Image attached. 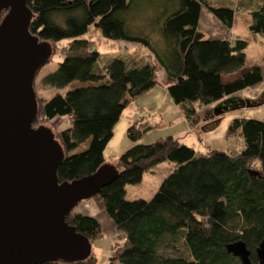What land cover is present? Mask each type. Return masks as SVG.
<instances>
[{
	"label": "trees",
	"instance_id": "trees-1",
	"mask_svg": "<svg viewBox=\"0 0 264 264\" xmlns=\"http://www.w3.org/2000/svg\"><path fill=\"white\" fill-rule=\"evenodd\" d=\"M254 2L248 30L264 37V0ZM219 3L26 1L32 13L29 32L48 42L52 55L56 43L70 40L57 69L40 79L43 87L56 92L47 99L36 96L33 124L57 117L69 121L68 128L54 134L63 153L57 172L61 182L93 174L105 164L104 150L113 128L129 102L156 85L158 68L166 76L168 96L181 106L191 127L198 121L194 105L208 106L263 83L261 68L246 64L247 40H232L229 34L221 40L203 36L195 40L203 7L231 30L232 0ZM139 4L148 5L147 11H136ZM90 27L106 39L142 48L147 55H116L101 62L93 42L81 38ZM73 84L79 86L70 88ZM141 116L126 129L131 146L114 164L115 179L90 199L114 225L115 249L107 264H241L226 251L227 245L239 241L249 252V261L257 264V250L264 242V123L234 119L228 135H238L240 149L200 153L170 135L139 143L150 130ZM165 162L173 169L150 200L125 199L127 185L141 183L147 171ZM255 162L257 170L252 168ZM66 222L90 243L101 236L94 217L73 210ZM74 264H96V259L90 254Z\"/></svg>",
	"mask_w": 264,
	"mask_h": 264
},
{
	"label": "water",
	"instance_id": "water-1",
	"mask_svg": "<svg viewBox=\"0 0 264 264\" xmlns=\"http://www.w3.org/2000/svg\"><path fill=\"white\" fill-rule=\"evenodd\" d=\"M26 1L0 0V264H74L90 256L91 243L66 217L111 184L117 171L104 164L80 179L59 180L62 149L48 128L33 126V83L52 48L29 32ZM230 108L222 103L213 114ZM226 251L241 264H252L243 242L227 245ZM257 259L264 264V242Z\"/></svg>",
	"mask_w": 264,
	"mask_h": 264
},
{
	"label": "rangeland",
	"instance_id": "rangeland-1",
	"mask_svg": "<svg viewBox=\"0 0 264 264\" xmlns=\"http://www.w3.org/2000/svg\"><path fill=\"white\" fill-rule=\"evenodd\" d=\"M228 1L229 0H211V3L214 5H220L219 2L228 3ZM246 3V1L241 2L239 0H232V5L235 10V23L233 26L234 28L230 31L203 7L200 22L197 26V33L202 35L206 40H221L227 34L226 32H229L242 40H247L251 43V46L247 51V59L251 60V58L257 56L258 60L262 62L261 50L258 46L262 43L261 45L264 47V37L260 35H252L249 32V13L255 9V5ZM239 5L242 6L240 7ZM148 7L149 6L146 4H139L136 11H147ZM206 15L210 16V19L207 18ZM81 38L93 42L95 49L100 54L101 62H106L108 59L116 55H123L124 57L130 56V54L147 55L142 48H133L131 45H127L121 41H113L104 38L99 30L94 27H90L87 33ZM69 41L70 40H61L56 43V45L53 46V55L51 56L50 61L38 71L34 87L37 97L47 99L56 92L54 89L43 87L40 84V79L53 73L57 69V65L61 62ZM157 79V85H155L154 91L152 92L154 93L153 100L150 99L149 101L154 105H157L159 111L156 110L155 113L142 111L145 118L150 117L147 122L150 126V130L139 141L141 144H149L158 138L172 135L180 136V141L183 144L200 153H206L209 150L223 152L237 151L240 149L241 145L238 135H228V127L232 120L251 119L264 123V93L262 96L256 97L255 100H249L242 97V92H237L226 97L223 101H218L208 106L201 107L194 105L197 111L198 121L193 127V130L189 131L187 125L184 124L186 123V120H184L185 114L183 113L181 106L175 105L168 96L166 90V76L161 68L157 69ZM226 79L227 78H224V81ZM76 86L79 85L73 84L70 88ZM67 90H69V88L62 89L59 92L65 93ZM247 91L252 90L250 89ZM163 97H166V100H164ZM259 100L263 103L256 106ZM228 102L231 103V108L223 114L215 117L213 112L216 107L222 103ZM248 102L250 103V107L248 106ZM35 126H44L48 128L51 133L56 134L57 132L68 128L69 121L65 118L57 117L49 122L40 120ZM127 128V109H125L122 112L119 121L113 128V136L111 140L105 147V164L114 166L119 155L129 148L128 145L131 146L130 141L126 137ZM196 136H198L199 141L196 140ZM202 140H205V142L202 143ZM201 145L202 147H200ZM252 168L257 170L258 163H253ZM172 169L173 164L171 163L165 162L159 164L154 168L153 172L151 171L144 174L141 183L127 185L125 187V199L128 201L137 199L150 200L156 192V188L154 189V187L158 186V184L160 185L162 180L168 176ZM88 201L90 200L80 202L75 207L74 211L87 216H94V218L99 221L101 226V236L92 241L91 254L96 259V264H107L110 253L115 249L114 225L112 221L100 211L96 212L95 215H92L91 210L88 209Z\"/></svg>",
	"mask_w": 264,
	"mask_h": 264
},
{
	"label": "crops",
	"instance_id": "crops-1",
	"mask_svg": "<svg viewBox=\"0 0 264 264\" xmlns=\"http://www.w3.org/2000/svg\"><path fill=\"white\" fill-rule=\"evenodd\" d=\"M239 1H241V2L242 1H249L252 4L254 3L256 5V2H254V0H239ZM201 13H202V9H201V12H200V16H201ZM249 15H250V13H249ZM206 17L210 19V16L206 15ZM199 22H200V17H199ZM234 23H235V16H234L233 26H234ZM233 26H232L231 30L234 28ZM226 33L231 36V39L232 40H234L237 37V36H234V35L230 34L229 32H226ZM250 44L251 43L248 42V46H247V48L245 50L246 64L248 66H257V67H260L261 70H262L263 77H264V72H263L264 71L263 70L264 69V47H262L263 46V45H261L262 43L258 46L259 49L261 50L262 62L258 60V57L257 56H255L254 58H251V60L250 59L248 60L247 59V51H248V49L251 46ZM131 46L133 48L135 47L133 45H131ZM130 55L132 56L134 54H130ZM157 81H158V79L156 80V85H157ZM263 84H264V82L259 87L255 88V89H251L252 91H247V90H250V89H246L244 91H241L242 92V97L244 99L255 100L256 97L262 96L263 93H264V86H263ZM166 86H167V79H166ZM154 88H155V86L149 92H147L145 95H143L142 97H140V98H138L136 100H133V101H130L129 102L128 106L126 107V109H127V127L129 125H131V123H133L135 121V119L136 120L141 119L142 118L141 115L144 116V113L142 111H148L149 113H155L156 110L159 111L157 109L158 106L157 105H154L152 102L149 101L150 99L153 100V97H154L153 94L154 93H152V92L154 91ZM163 99L166 100V97H163ZM256 106H258V105H256ZM149 119H150V117L145 118V119H143L142 122H148ZM184 120H186V119H184ZM185 122L186 123H184V122L183 123L187 125L189 131L193 130V127H191L187 123V121H185ZM170 136H172V135H170ZM173 137L179 138V139L181 138L180 136H173ZM196 140L199 141L198 136H196ZM204 142H205V140H202V143H204ZM202 145L200 147H202ZM128 147H130V146L128 145ZM154 168H156V167H154ZM154 168H152L151 170H149L147 172H151V171L153 172ZM158 186H159V184H158ZM158 186H155L154 189L156 188V190H157ZM88 202H89L88 209L91 210L92 215H95V213L98 212L99 210L95 207L93 201L90 200ZM92 217H94V216H92Z\"/></svg>",
	"mask_w": 264,
	"mask_h": 264
}]
</instances>
